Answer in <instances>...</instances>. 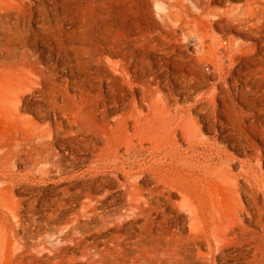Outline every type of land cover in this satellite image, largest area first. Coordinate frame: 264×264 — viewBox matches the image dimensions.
Wrapping results in <instances>:
<instances>
[{"label":"rangeland","instance_id":"374dc122","mask_svg":"<svg viewBox=\"0 0 264 264\" xmlns=\"http://www.w3.org/2000/svg\"><path fill=\"white\" fill-rule=\"evenodd\" d=\"M158 3L0 0V264H264V94L216 84L256 56L199 62Z\"/></svg>","mask_w":264,"mask_h":264},{"label":"bare ground","instance_id":"6f19581e","mask_svg":"<svg viewBox=\"0 0 264 264\" xmlns=\"http://www.w3.org/2000/svg\"><path fill=\"white\" fill-rule=\"evenodd\" d=\"M157 1V3L160 1L161 3H158V8H160V17L164 20H166V22L169 25V30H170V39L169 41L171 42L173 38V34L176 31H183V29L187 30L190 34H192L195 37L196 40V48H194L193 50L200 56L198 59L199 62H202L200 60H204L207 61L209 63L215 61V63H219L220 65L223 64L224 66V62L225 60L228 61H232V57L234 55L237 56V58L235 59L236 61L240 62L243 61L239 58L241 55H247L250 53H254L255 54V58L257 59V61L255 62V64L257 65L256 68L250 72H246L244 74H241L240 71H236V74H241L240 77L238 78H233L232 84H230L229 86H222L219 81L216 82L217 85H219L220 87V91L219 93H224L227 96L228 95V89L229 88H234L237 89L238 87H241L240 84L242 83L245 87L247 86V84L249 82H252L254 85V91H256V93L258 92L259 94H264V80H263V76H264V60H261V57L264 56V0H244V2L242 4H238L236 5V3L234 5L236 6H232L230 4H228V0H155ZM214 5H224V7L222 9H217L214 7ZM211 27H215L216 29L219 30V32L224 35L225 30H231L233 31L235 34L241 35L244 38H248L250 40L253 41V46H249L248 48H244L241 44H238L237 42H234L232 40L229 39H224L222 40V38H217L215 37L213 34H211L209 31L211 30ZM227 31V32H228ZM213 32V31H211ZM215 32V31H214ZM218 33V32H217ZM220 34V35H221ZM231 34V33H230ZM183 37V36H182ZM235 38V36H234ZM180 39V38H179ZM183 39V38H182ZM185 39V38H184ZM186 40V39H185ZM183 41V40H182ZM174 42V41H173ZM179 43V42H178ZM182 44V43H181ZM178 45V44H177ZM252 45V44H251ZM175 48V47H174ZM181 48V47H180ZM175 53V51L173 52V54ZM194 56V55H193ZM197 56V55H196ZM182 57V56H181ZM251 57V56H250ZM176 57H174L175 59ZM179 59V57H177ZM183 58V57H182ZM247 58V57H245ZM254 58V57H253ZM194 56V60H197ZM248 59V58H247ZM181 60V58H180ZM183 60V59H182ZM190 59H188L189 61ZM193 60V59H192ZM252 60V59H251ZM245 62V61H244ZM248 61H246L247 63ZM193 63V62H192ZM197 63V62H196ZM208 63V65H210ZM230 63V62H228ZM226 63L228 65L229 68V64ZM182 64V63H181ZM186 64V63H185ZM200 64V63H199ZM231 64V63H230ZM234 64V63H233ZM204 65V64H203ZM202 65V66H203ZM216 65V64H215ZM237 65V64H236ZM188 66V65H187ZM196 66V65H195ZM247 66V64H246ZM182 67V66H180ZM194 67V66H193ZM189 68V67H188ZM199 68V67H198ZM201 68V67H200ZM208 68V67H206ZM177 69V68H176ZM192 69V68H191ZM194 69V68H193ZM197 69V66L196 68ZM241 69V68H240ZM247 69V68H246ZM251 69V68H250ZM199 70V69H198ZM202 70V69H201ZM207 70V69H206ZM205 70V71H206ZM189 71V70H188ZM211 71V70H210ZM235 71V70H232ZM230 71V73L232 72ZM248 71V70H247ZM199 72V71H198ZM221 72V71H220ZM194 73V72H193ZM208 73V72H207ZM189 74V73H188ZM196 74V73H195ZM209 74V73H208ZM175 75V74H173ZM200 75V74H199ZM206 75V74H205ZM178 76V75H177ZM184 76V74H183ZM189 76H192V74H189ZM195 76V75H194ZM203 76V75H202ZM210 76V75H209ZM218 76V75H217ZM221 76V75H220ZM225 76V75H224ZM180 77V76H178ZM196 77V76H195ZM201 77V76H200ZM219 77V76H218ZM228 77V75H227ZM210 78V77H209ZM255 78V79H253ZM193 79V78H192ZM201 79V78H200ZM203 79V78H202ZM176 80V79H175ZM181 80V79H180ZM197 80V79H196ZM195 80V81H196ZM207 80V79H206ZM215 80V79H214ZM227 80V79H225ZM231 81V79H229ZM184 81V80H183ZM193 81V80H192ZM263 81V82H262ZM178 82V81H177ZM197 82V81H196ZM204 82V80H203ZM206 82V81H205ZM182 83V82H181ZM214 83V81H213ZM180 84V83H179ZM192 84V83H191ZM195 84H201L199 83H195ZM211 85V84H210ZM215 85V84H214ZM181 86V85H180ZM218 87V86H217ZM229 87V88H228ZM252 87V86H251ZM172 88V87H171ZM176 88V87H175ZM242 88V87H241ZM180 89V87H179ZM240 89V88H239ZM247 89V88H246ZM181 90V89H180ZM238 90V89H237ZM251 90V89H250ZM169 91V90H168ZM167 91V92H168ZM179 91V90H178ZM172 92V91H171ZM240 92V91H239ZM244 92V91H242ZM180 93V92H179ZM186 93V92H185ZM234 93V92H233ZM232 93V94H233ZM245 93V92H244ZM253 93V92H252ZM188 95V94H187ZM220 95V94H219ZM225 95L222 96V98H220V102L224 103L225 102ZM239 95V94H238ZM258 95V94H257ZM253 96V95H251ZM250 96V97H251ZM240 97V96H239ZM242 97V96H241ZM245 97V96H244ZM260 97V96H259ZM184 98V97H183ZM231 98V97H230ZM246 98V97H245ZM244 98V99H245ZM248 98V97H247ZM254 98V97H252ZM251 98V99H252ZM256 98V97H255ZM217 101V99H215ZM227 100V98H226ZM260 100V99H259ZM219 101V100H218ZM231 102V100H228ZM233 101V100H232ZM250 101V100H249ZM248 101V102H249ZM255 101L252 102L251 101V105L255 104ZM258 101V100H257ZM199 102V101H198ZM204 102V101H203ZM207 102V101H206ZM227 102V101H226ZM234 102V101H233ZM232 102V103H233ZM244 102V101H243ZM201 103V102H200ZM213 103V102H212ZM236 103V102H235ZM242 103V102H241ZM240 103V104H241ZM195 104V103H194ZM237 104V103H236ZM262 104V103H260ZM205 105V104H204ZM207 105V104H206ZM222 105V104H221ZM215 106V105H214ZM246 106V105H245ZM256 106V105H255ZM263 106V105H262ZM260 108L257 107L255 109H251V106H249V111L248 113H252L251 111H255L254 113L258 114V115H262V107ZM209 106H207L208 108ZM222 107V106H220ZM228 107V106H227ZM244 107V106H243ZM197 108V107H196ZM200 108H203L200 106ZM233 109V107H231ZM230 108V109H231ZM246 108V107H245ZM205 109V107H204ZM216 109V108H215ZM219 109V108H218ZM228 109V108H227ZM226 109V110H227ZM229 109V110H230ZM236 109V108H235ZM243 109V108H242ZM199 110V109H198ZM237 110V109H236ZM246 110V109H245ZM244 110V111H245ZM206 114L207 109L205 110ZM212 111V110H211ZM210 111V112H211ZM224 110H219V113H223ZM243 111V110H242ZM214 112V110H213ZM230 112V111H229ZM199 113V111H198ZM197 113V114H198ZM216 113V112H215ZM218 113V112H217ZM228 113V111H227ZM230 113H234V112H230ZM238 113V112H236ZM240 113V111H239ZM205 114V113H204ZM226 113H223L222 115H224ZM244 114V113H243ZM253 114V113H252ZM200 116V114H198ZM212 115V113H211ZM215 115V114H214ZM228 115V114H227ZM226 115V116H227ZM208 116V115H207ZM230 116V114H229ZM233 116V114H232ZM231 116V117H232ZM240 116V115H239ZM247 116V115H246ZM253 116V115H252ZM201 117V116H200ZM213 117V116H212ZM217 117V116H216ZM215 117V118H216ZM224 117V116H223ZM245 117V116H243ZM242 117V119H243ZM250 117V116H249ZM264 117V116H263ZM203 118V117H201ZM214 118V119H215ZM212 118V120H214ZM219 119V118H217ZM230 119V118H229ZM254 119V118H253ZM261 119V116H260ZM202 120V119H201ZM206 120V119H205ZM226 120V119H225ZM234 120V118H233ZM236 120V119H235ZM244 120V119H243ZM250 120V119H248ZM216 121V120H215ZM231 121V120H230ZM230 121H228L230 123ZM237 121V120H236ZM246 121V120H245ZM255 121V120H253ZM205 122V121H204ZM233 122V121H231ZM251 122V120L249 121ZM256 122V121H255ZM254 122V123H255ZM220 123V122H218ZM217 123V124H218ZM222 123V122H221ZM220 123V124H221ZM227 123V122H226ZM248 123V122H247ZM260 123V121H259ZM205 124V123H203ZM223 124V123H222ZM235 124V122H234ZM242 124L240 123H237ZM262 124V123H261ZM209 127L210 126H214L213 123H208L207 124ZM226 125V124H225ZM223 124V126H225ZM236 125V126H238ZM205 126V125H204ZM228 126V125H227ZM231 126V124H230ZM242 126V125H241ZM243 127V126H242ZM248 127V126H247ZM246 127V128H247ZM253 127V126H252ZM260 127H263L260 125ZM206 128V127H205ZM208 128V127H207ZM221 128V125H220ZM219 128V129H220ZM237 128V127H236ZM245 129V128H244ZM243 129V130H244ZM248 129V128H247ZM253 129V128H252ZM232 130V129H231ZM230 130V131H231ZM214 131V129H213ZM212 131V132H213ZM229 131V132H230ZM236 131V130H235ZM234 131V133H235ZM238 131V130H237ZM248 131V130H247ZM223 132V131H222ZM228 132V130H227ZM181 133V132H180ZM185 133V132H183ZM221 133V132H220ZM244 133V132H243ZM227 134V133H226ZM232 134V133H231ZM238 134V133H237ZM246 134V133H245ZM244 134V135H245ZM252 134V133H250ZM261 134V133H260ZM224 135V134H223ZM243 135V134H242ZM248 135V134H247ZM181 136V135H180ZM228 136V134H227ZM251 136V135H250ZM259 136V135H258ZM220 137V136H219ZM261 137V135H260ZM181 138V137H180ZM223 138V137H222ZM249 138V137H248ZM252 138V137H251ZM254 138V137H253ZM255 139V138H254ZM233 140V139H232ZM263 140V139H261ZM259 141L260 144L263 145L264 148V142L263 141ZM230 141V140H229ZM247 141L246 138L244 137H237L235 138V140L233 142H231V146L233 149H235L234 147H238V149H241L240 154L241 155H245L247 153L246 150L247 149H254L253 148V144H251V142ZM252 141V140H251ZM243 142H245L246 144H244ZM203 144V143H201ZM200 144V145H201ZM255 144V143H254ZM256 145V144H255ZM254 145V146H255ZM260 147V146H259ZM215 150H217V148H215ZM221 150V149H219ZM259 150V149H258ZM218 152V151H217ZM224 152V151H223ZM258 152V151H257ZM225 153V152H224ZM256 153V152H255ZM261 153V152H260ZM260 153H256V156ZM264 153V152H263ZM215 154V153H214ZM250 154V153H249ZM253 154V153H252ZM221 156V155H220ZM219 156V157H220ZM247 156V155H246ZM260 156V155H258ZM257 156V157H258ZM216 158V156H214ZM218 157V156H217ZM228 157H231L228 155ZM224 158V157H223ZM222 158V159H223ZM232 158V157H231ZM261 158V157H260ZM218 159V158H217ZM226 159V158H225ZM244 159V158H243ZM253 159V158H252ZM212 160V158H211ZM214 160V159H213ZM219 160V159H218ZM263 162V161H262ZM250 163V157H246L245 160L242 161H238L235 160L234 158L229 159L228 160V166H236L238 167V174H230V172L228 170L222 169L221 173L223 176H233L235 178H241L240 175L244 174L245 172H247L250 168L249 165ZM252 163V162H251ZM212 164V163H211ZM252 167V166H251ZM254 167V166H253ZM235 168V167H233ZM251 170V169H250ZM250 172V171H249ZM252 172V171H251ZM250 172V173H251ZM251 175V174H250ZM252 176V175H251ZM250 179V177H249ZM242 184V183H240ZM241 189L243 190V192L245 193L244 190V186L243 184L240 186ZM254 187V186H253ZM239 189V188H238ZM237 189V190H238ZM236 190V189H235ZM256 190V189H255ZM241 194V193H240ZM255 194V193H254ZM248 198V197H247ZM251 201V200H250ZM246 202L248 203V200H246ZM252 202V201H251ZM251 205V204H250ZM248 207V206H247ZM249 208V207H248ZM254 208V207H253ZM246 211V210H245ZM253 211V210H252ZM251 212V211H250ZM248 213V211H247ZM253 213V212H252ZM246 217V216H245ZM243 218V217H242ZM241 218V219H242ZM263 218V217H262ZM247 219V218H246ZM250 220V219H248ZM247 220V222H248ZM249 223V222H248ZM253 223V220H252ZM180 256V255H179ZM179 259V258H178ZM181 259V256H180ZM184 260V259H183Z\"/></svg>","mask_w":264,"mask_h":264}]
</instances>
